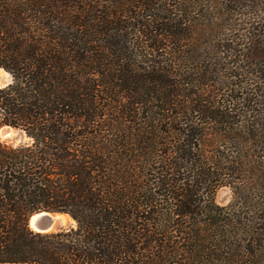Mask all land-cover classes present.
<instances>
[{"label":"trees","instance_id":"trees-1","mask_svg":"<svg viewBox=\"0 0 264 264\" xmlns=\"http://www.w3.org/2000/svg\"><path fill=\"white\" fill-rule=\"evenodd\" d=\"M253 9L264 0H0V126L28 137L0 139V263L264 264ZM38 210L73 224L33 231Z\"/></svg>","mask_w":264,"mask_h":264},{"label":"water","instance_id":"water-1","mask_svg":"<svg viewBox=\"0 0 264 264\" xmlns=\"http://www.w3.org/2000/svg\"><path fill=\"white\" fill-rule=\"evenodd\" d=\"M0 138L5 142L11 144H22L28 139V137L23 133V131L9 124H3L0 126ZM63 215L67 214L58 210H38L29 216L27 224L28 227L33 231L39 233H50L57 231L64 226L65 220L63 218Z\"/></svg>","mask_w":264,"mask_h":264},{"label":"rangeland","instance_id":"rangeland-1","mask_svg":"<svg viewBox=\"0 0 264 264\" xmlns=\"http://www.w3.org/2000/svg\"><path fill=\"white\" fill-rule=\"evenodd\" d=\"M255 1V0H254ZM223 2V1H222ZM235 4V3H234ZM237 4V3H236ZM238 5V4H237ZM195 7H197V4H195ZM200 9H202V8H200L199 7V10ZM246 9V7L245 8H243V9H240V10H238V12H241V11H246L245 10ZM254 10H256V9H253L252 11H254ZM257 11V10H256ZM263 11H264V9H261V11H257V17H256V21H259L260 23L263 21V19H264V15H263ZM201 12V11H200ZM199 13V11L197 12V14ZM244 17H246V18H249L248 16H246V15H243V14H238V16L237 15H232V18H240V20H242V18H244ZM202 21V20H201ZM210 21H213V20H210ZM210 21H208L209 23H211ZM214 22V21H213ZM1 69V68H0ZM10 75L5 71V70H3V69H1L0 70V85H3V84H6L7 82H9L10 81ZM2 83V84H1ZM1 139V138H0ZM2 140V139H1ZM28 140V139H27ZM26 140V141H27ZM4 141V140H3ZM25 141V142H26ZM6 143H8V142H6ZM9 144H11V143H9ZM12 145H18V144H12ZM215 200L218 202V203H220V204H226L230 199H231V191H230V189H229V187H227V186H221V187H219L217 190H216V192H215ZM66 217L64 218V220H65V224H64V226L63 227H66L67 225H69V224H73V221L71 220V218L68 216V215H65ZM62 227V228H63Z\"/></svg>","mask_w":264,"mask_h":264},{"label":"bare ground","instance_id":"bare-ground-1","mask_svg":"<svg viewBox=\"0 0 264 264\" xmlns=\"http://www.w3.org/2000/svg\"><path fill=\"white\" fill-rule=\"evenodd\" d=\"M1 70V69H0ZM66 216L65 215H63V218H65ZM64 223H65V221H64Z\"/></svg>","mask_w":264,"mask_h":264}]
</instances>
